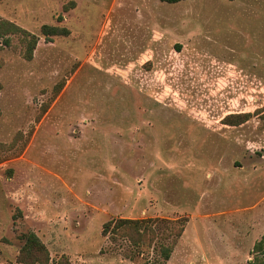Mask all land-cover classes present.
Instances as JSON below:
<instances>
[{
	"label": "rangeland",
	"instance_id": "374dc122",
	"mask_svg": "<svg viewBox=\"0 0 264 264\" xmlns=\"http://www.w3.org/2000/svg\"><path fill=\"white\" fill-rule=\"evenodd\" d=\"M0 83V264L30 233L46 264L163 263L117 218H186L167 264L255 259L264 0H0Z\"/></svg>",
	"mask_w": 264,
	"mask_h": 264
},
{
	"label": "trees",
	"instance_id": "16d2710c",
	"mask_svg": "<svg viewBox=\"0 0 264 264\" xmlns=\"http://www.w3.org/2000/svg\"><path fill=\"white\" fill-rule=\"evenodd\" d=\"M170 3H176L182 0H162ZM43 31L49 34L59 35L62 34L63 29L60 27H54L44 25ZM30 56H32L34 48L37 44L35 37L31 41ZM0 83V91H1ZM251 113H237L230 114L227 124L232 126L241 125L246 122ZM188 220L185 218H178L176 220L165 221L160 218H149V219H133V218H117L110 220L104 225L103 234L105 236H112L121 239L128 240L135 248L136 255L139 256L143 253L146 246L153 247L158 244L161 254L164 258L163 263L167 264L166 261L170 260L174 251L175 243L178 237H181L185 231V224ZM172 223L171 230H167L169 233L164 238L165 241L158 242L160 229H162V223ZM165 224V223H164ZM174 225V226H173ZM163 230L162 235H165ZM174 233V235H171ZM173 236L176 238L173 240ZM172 238V239H171ZM171 239V240H170ZM253 253H255V259L250 260L249 264H264V235L254 245ZM23 262L26 264H46L49 260V251L45 244L39 239L35 233H30L27 236V242L22 251Z\"/></svg>",
	"mask_w": 264,
	"mask_h": 264
}]
</instances>
